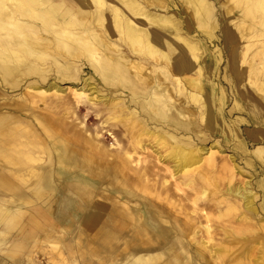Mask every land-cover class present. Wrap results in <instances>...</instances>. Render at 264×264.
Returning <instances> with one entry per match:
<instances>
[{
	"label": "bare ground",
	"instance_id": "bare-ground-1",
	"mask_svg": "<svg viewBox=\"0 0 264 264\" xmlns=\"http://www.w3.org/2000/svg\"><path fill=\"white\" fill-rule=\"evenodd\" d=\"M219 1L0 0V261L21 262L37 244L30 232L57 249L71 234L82 258L101 264H264L252 186L235 180L243 171L218 140L204 143L205 129L230 132L212 80L217 30L225 78L256 108L247 122L262 138H249L263 139L264 0ZM87 106L117 127L114 143L87 132V113L78 120ZM233 141L247 150L244 137ZM251 152L261 159L264 146ZM57 193L73 206L63 226ZM218 219L240 248L212 243Z\"/></svg>",
	"mask_w": 264,
	"mask_h": 264
},
{
	"label": "rangeland",
	"instance_id": "rangeland-1",
	"mask_svg": "<svg viewBox=\"0 0 264 264\" xmlns=\"http://www.w3.org/2000/svg\"><path fill=\"white\" fill-rule=\"evenodd\" d=\"M222 1V0H221ZM216 6L220 5L219 0H215ZM217 34H219V40L214 41L215 45H217L220 49L221 52V60L217 64V68L214 71L213 75V82L216 84V93L217 95L220 94V90L223 89L225 96H226V102L224 103L223 106V120L226 126L230 129L229 132V138L226 139V136L219 132V133H211L210 131L206 130V136H208L205 140L204 143L206 145H209L213 143L215 140H218L223 148V152L221 155L225 154H231L232 157H234V162L236 166L241 167V170L243 173H239L240 176L236 178L237 182L239 181H249L250 185L252 186V191L255 193V198L254 202L255 205L258 208V214L259 216H264V153L262 158H257L256 156L253 155L251 152L256 145L262 144L264 146V136L262 141L259 140L258 142L254 143L252 140H250L249 133H252L253 135L255 134L256 136H259L262 138L261 134L259 132H256L254 128H256L257 124L253 121V123L247 122L250 119H253V117L248 118V112L251 109H256L255 107L252 108V101L251 97L248 95L245 98H240L239 96V86L236 84L235 86H232L230 82L225 78V75H228L229 72L226 70L225 65L227 64V51L226 48L223 47V41L220 40V31L217 30ZM209 46L211 44L209 43ZM227 73V74H226ZM84 74H89L87 72V68H85ZM83 74V75H84ZM76 83H70V82H62L60 81L59 84L62 86L66 85H73L74 87L80 86L82 84L81 80H75ZM98 82V81H97ZM98 86L101 87L102 85L98 83ZM103 93L106 94V90H104V87H102ZM15 90H10L7 91L6 93L11 95L16 93ZM109 93V92H108ZM117 94H120V96L124 97L127 99L126 95L128 94V91H122V92H116ZM236 95V98L234 99V96ZM234 100L241 105V110L237 109H230L233 105ZM251 101V102H249ZM245 107L246 109L244 110ZM227 111H230L229 113ZM87 113V118L84 120L85 127L87 129V132H93L96 128L102 129V135H100V141L104 144L109 146L110 143H114L116 139L120 137V134L118 132V129L116 126H111L108 124L103 123L102 127V120L105 117V114L102 115H95V111H93V108L87 107H80L76 109V116L78 117V120L84 119V114ZM243 117L245 118V121H243L240 124L235 123V118L237 117ZM264 127V126H263ZM234 136H240V139L245 138V140L248 141V148L244 152L240 149L235 148L234 146V141L233 138ZM232 138V139H231ZM250 155V156H249ZM220 156V155H219ZM249 160L251 164H248L246 161ZM207 189H211L209 185H206ZM71 198H66L63 196L62 193H57L55 195V201L52 202L53 206V220L58 223L59 226L66 225V223L69 221V216L65 215V211H67L68 208L71 209L73 207L71 205ZM69 215V212H67ZM214 225L213 227L215 228V235H214V241L212 243H215V245H218V242H221L223 245H227L226 247H230L232 250L240 248V242L239 243H231L228 245L226 243L227 241L224 240L222 231L220 230L222 226H226L227 224L223 222L222 220L212 222ZM225 228V227H223ZM59 229V228H57ZM15 231L12 232V234ZM17 234V232H16ZM57 234V233H55ZM30 236L29 242L32 243L33 239L37 241V244H34L25 248L23 253L20 255L21 256V262L17 264H101L98 263L99 260H97L94 257V254H92L91 258H82L84 253L81 252V250H78L75 248L74 244L72 241H74L77 237H72L71 234L66 235V239H63L61 241L60 246H63L64 248H53L49 246V243L45 242L47 241L46 239L43 240V236L39 233L37 234H32L29 232L28 234ZM9 241L12 239L13 235L11 236L10 234L7 235ZM58 237V236H57ZM33 238V239H32ZM60 239V237H59ZM72 242V248H66L64 245H68V243ZM211 243V244H212ZM8 245V243L5 244V247ZM102 254V252L100 253ZM115 254H118V250L115 251ZM106 256V253L102 254ZM204 257L206 256L208 259H212L210 255L208 254L207 251L203 252ZM232 256H235L234 254H231ZM256 255V252L253 250L251 254V258L253 259ZM32 256L33 261H29L30 257ZM205 257V258H206ZM5 259V258H4ZM89 259V260H88ZM4 261V260H3ZM0 264H11L10 261L2 262L0 261ZM16 264V263H15ZM107 264V263H105ZM113 264H120L117 260V262ZM229 264V263H227Z\"/></svg>",
	"mask_w": 264,
	"mask_h": 264
}]
</instances>
